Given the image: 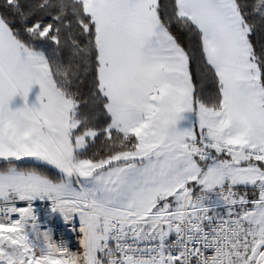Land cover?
Listing matches in <instances>:
<instances>
[{
    "label": "snow or ice",
    "instance_id": "snow-or-ice-1",
    "mask_svg": "<svg viewBox=\"0 0 264 264\" xmlns=\"http://www.w3.org/2000/svg\"><path fill=\"white\" fill-rule=\"evenodd\" d=\"M0 264H264V0H0Z\"/></svg>",
    "mask_w": 264,
    "mask_h": 264
},
{
    "label": "crops",
    "instance_id": "crops-1",
    "mask_svg": "<svg viewBox=\"0 0 264 264\" xmlns=\"http://www.w3.org/2000/svg\"><path fill=\"white\" fill-rule=\"evenodd\" d=\"M38 91H39L38 86H35V87L33 88L32 93L30 94V100H34V99H35V96H36V94H38ZM15 103H16L17 105H19V104L21 103L20 99L17 98L16 101H15Z\"/></svg>",
    "mask_w": 264,
    "mask_h": 264
}]
</instances>
